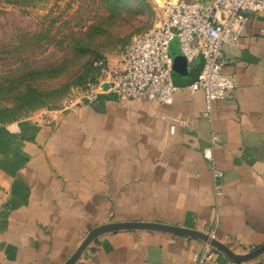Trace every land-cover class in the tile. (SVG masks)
I'll list each match as a JSON object with an SVG mask.
<instances>
[{"label": "crops", "instance_id": "obj_1", "mask_svg": "<svg viewBox=\"0 0 264 264\" xmlns=\"http://www.w3.org/2000/svg\"><path fill=\"white\" fill-rule=\"evenodd\" d=\"M223 58L237 87L213 101L210 120L204 94L185 89L199 59L172 70L180 89L164 104L103 94L95 106L81 100L0 124V264H64L90 230L117 222L195 230L240 254L263 245L264 15ZM207 247V264H237L202 241L148 231L104 234L76 264H193Z\"/></svg>", "mask_w": 264, "mask_h": 264}, {"label": "rangeland", "instance_id": "obj_2", "mask_svg": "<svg viewBox=\"0 0 264 264\" xmlns=\"http://www.w3.org/2000/svg\"><path fill=\"white\" fill-rule=\"evenodd\" d=\"M163 0H0V121L82 100L93 63L117 62L123 46L158 24ZM34 112V111H33Z\"/></svg>", "mask_w": 264, "mask_h": 264}, {"label": "built area", "instance_id": "obj_3", "mask_svg": "<svg viewBox=\"0 0 264 264\" xmlns=\"http://www.w3.org/2000/svg\"><path fill=\"white\" fill-rule=\"evenodd\" d=\"M160 13L157 25L123 46L116 67L105 60L93 63L96 78L87 84L82 100L95 106L100 96L107 94L118 100L167 103L180 89L172 79L170 55L176 39L187 66L202 60L196 80L185 89L204 94L205 110L201 116L210 120L213 101L226 98L237 87L236 78L222 72L223 49L236 44L254 16L264 15V0H163ZM215 140L216 137L211 138V146ZM211 146L204 148L203 156L211 165L215 194L220 196L223 174L212 166ZM210 261L207 247L193 264Z\"/></svg>", "mask_w": 264, "mask_h": 264}, {"label": "water", "instance_id": "obj_4", "mask_svg": "<svg viewBox=\"0 0 264 264\" xmlns=\"http://www.w3.org/2000/svg\"><path fill=\"white\" fill-rule=\"evenodd\" d=\"M170 55L173 58V72L182 73L183 71H185L187 64L184 57L178 50V43L176 39L171 44ZM119 231L163 232L172 235L186 236L204 242L209 247L219 251L228 260L237 264H245L255 259H258L262 255H264V244L247 253L240 254L234 252L232 249H230L225 244L219 242L218 240L211 238L209 235L195 230H190L179 226H169L159 223L117 222V223L104 224L90 230L83 239V241L81 242V244L75 250V252L64 264H76L79 258L82 256V254L97 238H99L104 234H109Z\"/></svg>", "mask_w": 264, "mask_h": 264}, {"label": "trees", "instance_id": "obj_5", "mask_svg": "<svg viewBox=\"0 0 264 264\" xmlns=\"http://www.w3.org/2000/svg\"><path fill=\"white\" fill-rule=\"evenodd\" d=\"M42 95L40 93H35L33 96L29 97L28 98V101H27V109L30 111V112H33L35 110H37L40 106L38 105H41V103L39 102V99ZM0 123H3L0 121ZM213 251H216L214 249H212ZM222 255V254H220Z\"/></svg>", "mask_w": 264, "mask_h": 264}]
</instances>
